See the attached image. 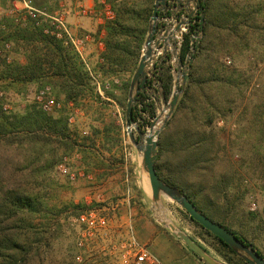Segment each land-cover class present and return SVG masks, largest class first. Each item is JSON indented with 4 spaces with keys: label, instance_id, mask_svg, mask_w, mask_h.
Masks as SVG:
<instances>
[{
    "label": "rangeland",
    "instance_id": "1",
    "mask_svg": "<svg viewBox=\"0 0 264 264\" xmlns=\"http://www.w3.org/2000/svg\"><path fill=\"white\" fill-rule=\"evenodd\" d=\"M229 1L237 10L247 7L246 24H240L234 32L218 27L210 29L206 56L195 67V76L202 83L193 87L190 101L179 110H176L178 101L172 111L165 105L171 93L166 99L159 81L153 76L163 63L159 59L160 52L147 76L152 78L153 87H146L145 93L155 105L154 117L165 109L164 120L159 121L156 129L159 130L157 140L163 133L165 144L169 146L166 154L169 162L180 159L177 156L181 136L212 117L205 129L219 142L212 149V174L216 181L221 176V184L227 183L224 191L229 207L227 220L264 253V191L260 173L264 154V0ZM79 16L89 19L94 30L75 28ZM28 17L37 25L45 23V33L62 40L64 46L77 54L89 85L74 100H67L51 71L25 84L12 85L0 78L1 114L14 119V116L34 113L33 109H38L51 118L63 119L66 125L63 134L47 127L32 130L18 126L13 132L0 135L1 185L25 192L38 204L35 211H21L16 219L2 226L22 246L8 252L16 264H105L102 247L108 239L119 240L124 234L120 224L123 222L121 216L127 212V205L122 201L126 197L137 217L146 213L152 222L163 226L152 213L150 193L142 187L144 173L140 154L131 144L125 125L129 85L126 89L122 85L130 83L138 61L132 57L123 67H114L116 71L113 72L103 57L105 29L102 26L114 17L108 0H0V70L3 61L26 62L30 46L14 43L5 36L11 29L6 20L11 19L14 26H21ZM53 17L61 18L73 36L88 37L81 54L71 43L65 42L64 37L56 36L58 29ZM187 29L186 26L183 33ZM201 34L191 36L201 39ZM90 45L93 51L88 54ZM165 53L169 55L173 88L175 74L181 76V72L174 69L170 47ZM189 71L190 66L188 77ZM45 86L60 102V108L48 112L41 109L36 95ZM143 116L145 120L133 123L135 135V126L139 129L143 126L146 131L154 121V117L146 113ZM63 157L67 158L72 170L83 172V175H78L74 181L61 175L57 165ZM145 182L150 189L147 179ZM218 200L226 206L223 198ZM116 201L120 202L117 210L101 212L109 222L107 238H96L85 247H79L77 240L81 230L74 222L77 214L90 205L100 208ZM162 205L168 219L222 260L212 245L198 238L195 226L182 214L181 207L165 198ZM150 249L157 255L153 242H150ZM5 252L7 250L1 247L0 262H4ZM174 253L179 255L177 251Z\"/></svg>",
    "mask_w": 264,
    "mask_h": 264
},
{
    "label": "trees",
    "instance_id": "2",
    "mask_svg": "<svg viewBox=\"0 0 264 264\" xmlns=\"http://www.w3.org/2000/svg\"><path fill=\"white\" fill-rule=\"evenodd\" d=\"M108 1L112 4L114 17L102 26L105 29L103 57L110 63L114 72L116 67H123L132 57H135L138 61L147 34L154 0ZM199 9L203 11V26L202 28L199 26L200 13L198 12L187 25L188 29L183 34L180 47L181 60L185 61L190 51L191 35L197 34L201 30V39L195 45L194 60L190 63L189 77L186 80L184 92L178 100L176 110H179L190 101L189 97L193 94V87L202 83L195 76V67L206 56L210 29L218 27L234 32L240 24H246L245 17L249 15L247 7L237 10L231 6L229 0H204V2H200ZM7 21H9V24ZM6 23L9 28L11 27L5 36L6 39L14 43L26 44L30 46L31 50L26 56L25 63H5L3 61L4 65L0 70V78L8 80L12 85L25 84L37 80L39 74H46L51 71V76L57 77L58 86L67 100H74L86 89L89 85V79L77 54L71 48L64 46L62 40L45 33V23L44 26L43 24L37 25L30 17L21 26H14L11 19L6 20ZM153 73V76L161 83L162 91L167 99L172 88L169 55L166 54V59L163 60L160 71L157 69ZM128 85L129 82H126L122 85V88L126 89ZM145 85L146 87H153L151 77H147ZM154 106V103L145 92L139 93L136 104L132 109L133 121L137 122L142 118L145 120L143 116L145 113L149 117H154ZM33 110L34 113L26 112L27 114L23 116H14V119L0 113V135L11 133L18 126H26L32 128V130H42L47 127L54 133L63 134L66 128L63 119H54L41 110ZM211 122L212 117L200 127L196 126L181 136L177 156L180 159H176L174 163L169 162L166 158V154L170 149L165 144L164 134L161 133L157 140L155 171L163 181L183 192L200 212L233 232L245 245L250 244L264 259V253L251 240L234 229L227 220L229 207L227 206L228 198L224 192L227 183L225 185L221 184L223 181H219L221 176L217 180L218 183L212 174V149L219 142L215 140L214 135H210L205 129V125L207 126ZM139 127L143 131V126ZM261 161L263 163L261 164L260 173L262 175V190L264 191V154ZM219 198H223L226 206L219 203ZM37 205V202L25 192L13 188H4L0 183V248L7 250L3 254L6 257L2 258L4 262H0V264H16L13 255L9 254L8 251L19 250L22 247L9 230L2 226L10 223L12 218L16 219L21 211H35ZM181 212L195 226L198 238L204 243L212 245L215 252L226 264H249L237 256L222 239L203 228L185 211L181 210ZM192 238L201 244L196 237L192 236ZM201 245L207 250L203 244ZM189 249L201 260L191 248Z\"/></svg>",
    "mask_w": 264,
    "mask_h": 264
},
{
    "label": "water",
    "instance_id": "3",
    "mask_svg": "<svg viewBox=\"0 0 264 264\" xmlns=\"http://www.w3.org/2000/svg\"><path fill=\"white\" fill-rule=\"evenodd\" d=\"M172 4L170 16L161 17V12L167 9L172 0H154L152 12L150 15V23L147 34L143 43L141 54L137 66L133 72L129 83L128 98L125 108V125L127 134L131 144L140 154V165L143 173L147 177L150 186L151 210L156 220L176 236L184 245L191 248L203 262L207 264H226L221 259L213 256L201 244L192 238L186 231L177 226L174 222L166 217L163 211L162 199H169L181 207L193 220L198 222L203 228L209 230L212 234L222 239L235 253L249 264H264L263 257L250 245H245L240 241L233 232L226 229L219 223L211 220L205 214L200 212L192 201L178 188L169 185L163 181L155 171V159L157 155V136L159 130L157 129L153 134L146 131H141L138 127H134L137 135L132 131L133 119L132 109L136 104V99L139 93L146 91V81L149 68L155 60L156 55L160 52V60L166 58L165 51L170 47V52L173 58L174 69L181 72V76L177 73L174 77V84L168 102L165 104L172 111L176 105L184 85L188 78V68L193 58L195 45L198 44L200 36H191L190 51L183 62L180 57V46L183 40V30L180 32L178 43L172 41V46H166L165 39L172 27L174 31L189 24L190 19L197 13H200L199 26H203V11L199 9L200 2L204 0H175ZM178 10H183L181 17L175 14ZM201 32V30H200ZM176 52L174 51V47ZM160 69V68H159ZM159 87H161L159 82ZM160 96H163L160 91ZM163 98V97H162ZM164 102V101H163ZM158 115L154 117V121ZM153 122L149 128L153 126Z\"/></svg>",
    "mask_w": 264,
    "mask_h": 264
},
{
    "label": "built area",
    "instance_id": "4",
    "mask_svg": "<svg viewBox=\"0 0 264 264\" xmlns=\"http://www.w3.org/2000/svg\"><path fill=\"white\" fill-rule=\"evenodd\" d=\"M53 19L56 21L55 23H57L56 27L58 31L56 32V36L64 37L65 42L71 43L76 51L81 54L88 37L85 35L73 36L61 18L53 17ZM186 26L183 27V31ZM36 101L40 105L41 109L46 112L51 111L54 108L57 109L61 107L60 102L51 96L50 88L48 86H45L38 91ZM3 108L6 109L7 105L4 104ZM69 121H72L71 117L69 118ZM57 168L59 173L66 176L70 181H74L78 175H83V172H76L68 166L66 157L62 158V160L58 163ZM119 205V201H116L113 204L103 205L100 208L92 207L90 205L80 212L74 218V222H76L77 226L81 230L79 234L80 236L77 240V245L79 247H85L87 242L93 241L96 238H107L110 231L108 225L109 222L108 218L101 212L115 211L119 208ZM252 206H254L253 203ZM127 222L128 221L124 223L125 229H123L124 234L121 238L119 240L108 239L109 241L106 242L107 244L102 247V251L106 257L105 264H162L159 259L148 250L147 245L142 244L137 240L130 222L128 224Z\"/></svg>",
    "mask_w": 264,
    "mask_h": 264
},
{
    "label": "crops",
    "instance_id": "5",
    "mask_svg": "<svg viewBox=\"0 0 264 264\" xmlns=\"http://www.w3.org/2000/svg\"><path fill=\"white\" fill-rule=\"evenodd\" d=\"M75 28L88 32L94 30L92 22L89 19L84 18V16H79L78 20H76ZM91 46L92 45L88 46V54L93 51V47ZM141 184L142 187L150 193V189L146 186L144 176ZM127 200L129 199L125 198L122 200L125 201L127 205L126 214L121 216V219H123V222L120 224L122 226V230L125 229L124 223L126 221H128L127 224L130 222L137 240L140 243L147 245L148 250L163 264H202L201 260H199L186 245H184L168 229L164 228L160 224L152 222L146 213L137 217L136 212H133V209L130 207V202ZM150 242L154 243L157 255L150 249ZM175 251L179 253L178 256L174 253Z\"/></svg>",
    "mask_w": 264,
    "mask_h": 264
},
{
    "label": "bare ground",
    "instance_id": "6",
    "mask_svg": "<svg viewBox=\"0 0 264 264\" xmlns=\"http://www.w3.org/2000/svg\"><path fill=\"white\" fill-rule=\"evenodd\" d=\"M183 29L181 28L180 31H174V29L171 27L170 28V32L168 31V35L165 39V42H166V46H172V41H176L177 39L180 38V32L182 31ZM175 32V33H174ZM177 35L174 39H173V36L174 35ZM174 47V46H173ZM174 51L176 52V48L174 47ZM164 113H165V109H163L160 113V115L157 117V119L154 121L153 123V126L151 128H149L147 130V132L149 133H154L157 129H156V125L159 124V121H163L164 120ZM144 177H145V180L147 179L146 175L144 174Z\"/></svg>",
    "mask_w": 264,
    "mask_h": 264
},
{
    "label": "flooded vegetation",
    "instance_id": "7",
    "mask_svg": "<svg viewBox=\"0 0 264 264\" xmlns=\"http://www.w3.org/2000/svg\"><path fill=\"white\" fill-rule=\"evenodd\" d=\"M175 3H176V1H175V0H172V2L168 4L167 9H166L165 11H162V12H161V17H162V18H164V17H166V16H170V14H171V11H170V10H171L172 4H175ZM182 13H183V10H178V11L176 12L175 15L177 16V14H178V15L181 16ZM180 16H179V17H180ZM195 16H196V15H195ZM195 16H194V17H195ZM194 17H193V18H194ZM193 18H191L190 21H191Z\"/></svg>",
    "mask_w": 264,
    "mask_h": 264
}]
</instances>
